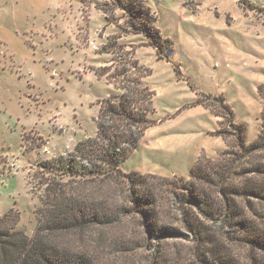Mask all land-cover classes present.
Here are the masks:
<instances>
[{
    "label": "rangeland",
    "instance_id": "374dc122",
    "mask_svg": "<svg viewBox=\"0 0 264 264\" xmlns=\"http://www.w3.org/2000/svg\"><path fill=\"white\" fill-rule=\"evenodd\" d=\"M143 1L172 42L167 58H158L143 36L128 31L123 12L110 0H0V215L18 210L17 227L29 236L42 190L38 161L95 136L98 101L119 92L121 74L135 73L134 62L147 72L144 82L155 93L154 118L163 122L146 130L121 164L125 172L188 180L199 155L215 160L229 153L223 163L238 157L242 151L229 125L231 115L212 96L222 97L234 122L243 126L246 146L259 138L264 126V99L257 91L264 83V0ZM97 4L112 10L110 21ZM94 71L105 73L111 84ZM24 143L40 146L24 150ZM255 159L264 161V155ZM241 198L235 204L246 209ZM251 201L254 213H264L262 204ZM117 251L126 253L121 264H152L158 256L135 242ZM229 252L240 260L248 253L236 246ZM200 254L189 239L167 240L155 260L217 264L209 258L202 263Z\"/></svg>",
    "mask_w": 264,
    "mask_h": 264
},
{
    "label": "trees",
    "instance_id": "16d2710c",
    "mask_svg": "<svg viewBox=\"0 0 264 264\" xmlns=\"http://www.w3.org/2000/svg\"><path fill=\"white\" fill-rule=\"evenodd\" d=\"M110 3L123 12L129 32L143 36L158 58H167L172 42L156 27L143 0ZM106 7L96 5L110 21L112 10ZM133 70L121 74L119 92L110 91L98 101L94 137L77 142L72 151L38 161L42 190L33 210L34 233L29 236L17 227L18 210L0 215V264H121L126 253L117 248L132 242L144 251L158 252L152 259L156 264L162 243L179 239H189L203 251L202 263L209 258L217 264H264V213H254L251 201L264 206V161L255 159L264 155V126L258 140L246 146L243 126L234 122L222 97L212 96L231 115L229 125L242 151L238 157L223 163L229 153L221 152L215 160L199 155L188 180L125 172L123 161L146 130L160 122L154 118L155 93L144 82L147 72L135 62ZM257 91L264 99V83ZM214 114L223 116L219 111ZM261 119L264 122L263 113ZM218 134L225 136L222 130ZM22 146L28 150L40 144ZM239 197L246 199V209L236 206ZM11 216L13 222L7 225ZM234 246L248 251L243 260L228 253Z\"/></svg>",
    "mask_w": 264,
    "mask_h": 264
},
{
    "label": "crops",
    "instance_id": "0c3cea01",
    "mask_svg": "<svg viewBox=\"0 0 264 264\" xmlns=\"http://www.w3.org/2000/svg\"><path fill=\"white\" fill-rule=\"evenodd\" d=\"M162 122H163V121H161L160 123H162ZM160 123H159V124H160ZM157 125H158V123H157ZM154 126H156V125H154ZM152 127H153V126H152ZM150 128H151V127H150ZM141 139H142V138H141ZM140 141H141V140H140ZM139 143H140V142H139ZM138 145H139V144H138ZM73 146H74V145L69 146V147H67V148H68V149H71ZM218 146H219V149L222 148L221 143H219ZM22 147H23V146H22ZM219 149H218V150H219ZM135 150H136V148H135L133 151H135ZM132 153H133V152H132ZM132 153H131V154H132ZM215 153H216V152H214V155H216ZM131 154H130V155H131ZM51 156L53 157V156H55V155H51ZM208 156H213V154L208 153ZM194 157H195V155L193 154V155H192V159H193V161H194V159H195ZM125 161H126V160H125ZM125 161H123V163H124ZM123 163H122V165H123ZM194 163H195V162H194ZM191 166H192V165H191ZM122 170H123V169H122ZM151 170H152V169H146L145 171L152 172ZM123 171H124V170H123ZM159 173H160V172H159ZM174 173H175V172H174ZM160 174H161V173H160Z\"/></svg>",
    "mask_w": 264,
    "mask_h": 264
}]
</instances>
